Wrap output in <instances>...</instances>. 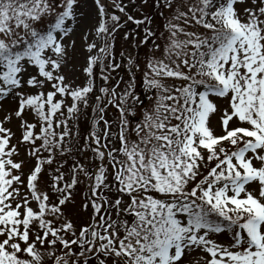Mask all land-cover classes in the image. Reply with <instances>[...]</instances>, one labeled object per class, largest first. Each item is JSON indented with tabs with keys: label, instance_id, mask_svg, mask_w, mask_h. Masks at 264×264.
I'll return each mask as SVG.
<instances>
[{
	"label": "rangeland",
	"instance_id": "374dc122",
	"mask_svg": "<svg viewBox=\"0 0 264 264\" xmlns=\"http://www.w3.org/2000/svg\"><path fill=\"white\" fill-rule=\"evenodd\" d=\"M108 1L0 0V264H264V0Z\"/></svg>",
	"mask_w": 264,
	"mask_h": 264
},
{
	"label": "bare ground",
	"instance_id": "6f19581e",
	"mask_svg": "<svg viewBox=\"0 0 264 264\" xmlns=\"http://www.w3.org/2000/svg\"><path fill=\"white\" fill-rule=\"evenodd\" d=\"M104 2H105V6L108 10L111 9V11L117 12L116 9H113L112 5L110 4V2L108 0H104Z\"/></svg>",
	"mask_w": 264,
	"mask_h": 264
},
{
	"label": "trees",
	"instance_id": "16d2710c",
	"mask_svg": "<svg viewBox=\"0 0 264 264\" xmlns=\"http://www.w3.org/2000/svg\"><path fill=\"white\" fill-rule=\"evenodd\" d=\"M228 42H231V39H230V40H228ZM191 224H193V223L191 222Z\"/></svg>",
	"mask_w": 264,
	"mask_h": 264
}]
</instances>
